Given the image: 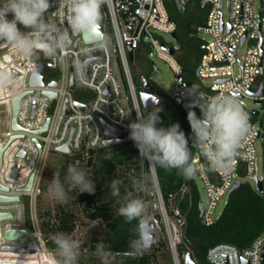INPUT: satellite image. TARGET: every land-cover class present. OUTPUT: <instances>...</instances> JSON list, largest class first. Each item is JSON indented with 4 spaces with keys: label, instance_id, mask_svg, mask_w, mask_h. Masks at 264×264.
Listing matches in <instances>:
<instances>
[{
    "label": "built area",
    "instance_id": "built-area-1",
    "mask_svg": "<svg viewBox=\"0 0 264 264\" xmlns=\"http://www.w3.org/2000/svg\"><path fill=\"white\" fill-rule=\"evenodd\" d=\"M50 3L52 6L45 21L50 27L63 31L67 23L57 10L58 0H50ZM188 3L189 0H106L101 6L103 38L85 42L83 34L69 32L68 45L57 48L48 63L35 59L42 51L24 57L0 41V67L14 72V83L0 87V107L8 105L4 114L0 108V124L4 121L8 125L4 132L0 128V148L5 147L0 183L7 188H0V195L21 196L20 201L0 200V213L13 214L0 220V253L33 254L45 249L37 200L45 161L51 152L68 144L72 152L66 154L80 156L75 164L85 163L91 150L103 146L105 139L115 137L106 131V125L117 129L119 137L124 138L130 134L129 124L138 119V114L143 116L140 91L135 85L130 63L137 54L146 56L150 48H155L157 55L169 63L176 75L183 73L182 65L169 51L174 47L161 41L157 35L160 32L175 33L177 24L171 18L169 8L185 12ZM199 4L207 10V16L204 23L196 26L204 41L198 75L201 81L205 78L211 81L204 89L182 79L172 98L187 110V105L196 98L192 91L207 96H234L248 113L251 125V135L241 144L227 173L207 170V162L198 149L193 155L191 163L203 180L206 195V201H201V221L208 226L220 217L228 200L227 194L238 181L236 176L242 166L255 182H261L264 195V0H229L226 16L221 10L224 0H199ZM8 18L11 19V15ZM129 48L133 51L132 60ZM40 64L43 66L44 84H32L31 78ZM47 67L58 69V76L54 77L51 71L46 70ZM140 87L142 89V85ZM260 90L261 94L258 93ZM49 93L55 95L50 96ZM78 95L85 96L79 98ZM18 96L21 99L16 115L18 128L15 129L12 127V100ZM245 97L253 98L261 108H249ZM48 120V127L42 130ZM12 136L16 137L10 141ZM37 141L42 146L41 152ZM258 144L263 148L260 175ZM149 166L161 215L160 218L154 215L149 219L156 232L162 229V224L168 235L171 232V248L180 263L176 248L186 225V212L178 206L175 193L169 194V206L166 205L153 163ZM35 169L32 186L25 190ZM188 191L189 186L183 184L181 196ZM24 227L30 229L29 234L14 240L5 238L6 230ZM34 240L41 250L23 253L2 249L5 245L27 247ZM206 257L210 264H264V232L244 249L228 242L214 244L208 248Z\"/></svg>",
    "mask_w": 264,
    "mask_h": 264
},
{
    "label": "trees",
    "instance_id": "trees-1",
    "mask_svg": "<svg viewBox=\"0 0 264 264\" xmlns=\"http://www.w3.org/2000/svg\"><path fill=\"white\" fill-rule=\"evenodd\" d=\"M198 3L199 0H195V3L188 5L185 12L169 8L170 16L177 24L175 37L189 48L190 61L194 58H198L200 61L204 52V42L194 36L195 26L204 23L207 16V11L206 14L198 11ZM198 67L199 64H196V71ZM152 92L161 97V102L157 106L146 108L143 117L146 118L148 112L159 108L160 121L157 123V127L166 128L178 123L189 141L192 160L196 148L192 146L193 134L187 119L188 112L173 98L167 96L161 88L155 87ZM96 154L102 157L100 165L102 172L91 175L87 172L88 168L92 166L93 157ZM77 158L80 156L67 154L60 165L44 167L42 173L41 192L38 197L43 190L47 189L49 178L53 180L56 172L60 182L64 184L66 193L72 198L70 205L60 202L56 207L48 206L43 211H40L37 206L40 229L47 249L54 253L56 246L50 237L57 233H64L72 238L76 227L79 223H83L82 214L86 220L101 219L104 222V236L93 237L88 244L91 253H96V245L102 242L105 250L111 253L110 256L116 257L115 264L157 263L156 255L151 251L152 249L148 251L144 248L142 254L135 257L128 254L129 241L135 238L136 230L138 227L140 228V223L144 219L141 217L129 223L124 217L118 215L119 208L125 205L128 200L149 201L148 191L154 188L155 182L148 160L140 156L134 141L127 140L112 145H103L96 150H91L85 163L81 161L79 164H75ZM69 164L76 165L85 172L86 178L95 185L93 194L80 192L78 188H69L65 179ZM153 165L166 205L169 206V194L175 193L178 206L183 212H186V225L181 240L177 244L179 255L191 251L198 264H210L206 253L208 248L214 244L228 242L244 249L252 243L257 235L264 232V195L256 192L250 185L241 182L231 192L217 221L207 226L199 218L200 197L193 177L185 179L178 174L177 169L165 170L158 164L153 163ZM112 180L122 181L119 185V196L112 195L110 188ZM183 184L189 186V191L181 196L180 189ZM53 208L55 209L54 213L52 212ZM155 216L160 218V212H156ZM163 243L159 241L153 249Z\"/></svg>",
    "mask_w": 264,
    "mask_h": 264
},
{
    "label": "clouds",
    "instance_id": "clouds-1",
    "mask_svg": "<svg viewBox=\"0 0 264 264\" xmlns=\"http://www.w3.org/2000/svg\"><path fill=\"white\" fill-rule=\"evenodd\" d=\"M104 3L106 0H58L57 10L61 19L67 23V28L61 31L50 27L45 21L46 13L52 6L50 0H0V41L24 57L36 51H42L48 56L54 55L57 48L68 45L69 32L83 34L95 29L101 19V6ZM18 25L29 31L22 32ZM13 83L14 72L0 67V87ZM192 93L196 98L187 105L190 109L187 119L193 134L192 146L206 160L207 170L227 173L233 166L241 144L251 135L248 113L234 96H207L196 91ZM196 107H199L201 116L191 110ZM159 111L157 108L148 112L146 118L138 114V119L129 124L130 139L134 141L140 156L147 159L150 165L155 163L165 170L177 169L178 174L185 179L191 178L195 168L191 163L189 141L178 123L166 128L157 127ZM65 179L70 189L78 188L80 192L89 194L95 192V185L76 165L69 164ZM121 183L120 180L111 181L113 196H119ZM48 191L57 201H65V189L56 172ZM143 212V202L131 199L119 208L118 215L130 223L141 218ZM50 239L56 247L48 264H77L80 256L77 241L64 233H57ZM145 247L144 233L138 227L135 238L129 241L128 254L133 257L140 255ZM96 254L102 264H110L111 253L105 250L102 242L96 245Z\"/></svg>",
    "mask_w": 264,
    "mask_h": 264
},
{
    "label": "rangeland",
    "instance_id": "rangeland-1",
    "mask_svg": "<svg viewBox=\"0 0 264 264\" xmlns=\"http://www.w3.org/2000/svg\"><path fill=\"white\" fill-rule=\"evenodd\" d=\"M228 2L229 0H224V5L221 8L225 16L228 13V7H227ZM193 3H195V0H189L188 5H191ZM198 6H199L198 11L206 14L207 10L201 8L199 3ZM20 28L25 29L23 26H20ZM194 34H195L194 36H197L199 39L203 41L202 35L198 34L196 31V26H195ZM157 37L161 41L165 42L167 45H171L175 48V52H174L175 58L183 67V72H184L183 79L187 81L189 84H195L205 89V85H208L211 79L205 78L203 81L199 79L195 69L196 64L197 65L199 64V60L198 58H194L191 61L189 60L190 51L189 48H187V45L186 46L183 45L182 42L176 37H174L171 33L160 32L158 33ZM150 52L152 54H150ZM35 59L43 63H48L52 60V58L48 55H45L44 52H42L38 56H35ZM130 63L133 72V79L139 91L141 90L140 87L141 78L144 76L155 87L161 88L166 93L167 96L172 98L173 94L176 93L178 89V81L176 80V74L170 67L169 63L157 55V51L155 48H150L149 53L146 56H141L140 54H137L135 60L131 61ZM153 63L156 66V68L154 67ZM46 70L51 71L54 77L58 76L59 74L58 69L47 67ZM82 96L85 95H78L77 97L81 98ZM244 100L249 108H255V109L261 108V105L256 104L253 98L251 97H245ZM0 108L3 110L1 114H4L7 111L8 105L7 104L2 105ZM145 109L146 108L142 106V114ZM191 110L196 111L197 116H201L199 107H196ZM0 128L1 131L4 132L8 128V125L6 124V122L2 121V123L0 124ZM129 141H133V140H129ZM257 150L259 154L258 167H259V175H260L262 172V163H263L262 162L263 148L260 144L257 145ZM66 157H67L66 153L60 151H53L48 155L45 161V167L60 165L65 160ZM101 158L102 157H100L98 154L94 155L93 157L94 161L92 166L88 168V172H87L88 174L91 175L101 174L102 172V168L100 166L102 161ZM192 177L197 185L200 201L205 202L206 195H205V188L202 178L197 173H195ZM236 180L241 181L244 184L250 185L256 191L255 189L256 182L254 178L250 177L246 173L245 168L243 166L239 169L238 174L236 176ZM51 181L52 178H49V185L47 189L43 190L40 197H38L37 206L38 208H40V211H43L45 208H48V206L56 207V205L60 203V201H57L49 194L48 189L49 186L51 185ZM148 198L149 201H142L144 204V212L142 214V219L151 218L152 216L155 215L156 212H160L159 198L155 188H153L151 191H148ZM71 199L72 198L66 193V199L62 203L70 205L72 203ZM24 203L27 205L26 198H24ZM222 205H223V201L220 204V208L222 207ZM74 208L76 209V207ZM52 212L54 213L55 209ZM81 217L83 223H79V225L76 227L72 235V239L78 242L80 248V256L78 258L77 264H102L101 258L96 253H91L88 244L92 241L93 237L100 238L104 236V222L101 219L86 220L84 215L82 214ZM161 228L162 229L157 231L156 233H157L158 242L162 241L164 243L161 244L158 248L157 247H155V249L152 248L151 251L155 253L156 262H157L153 264H177V259L175 258V254L172 251L167 229L164 224L161 225ZM158 242L156 245H158ZM45 249L47 253H49L51 256L54 255V253L49 251L46 246ZM42 251L35 252L33 254H21L16 252L4 251L0 253V264L1 262H5V261L11 262L13 264H48V261L45 260L44 257L42 256ZM115 259H116L115 256H110L109 257L110 264H115ZM179 259H180V264H183V259H184L183 255H179Z\"/></svg>",
    "mask_w": 264,
    "mask_h": 264
},
{
    "label": "water",
    "instance_id": "water-1",
    "mask_svg": "<svg viewBox=\"0 0 264 264\" xmlns=\"http://www.w3.org/2000/svg\"><path fill=\"white\" fill-rule=\"evenodd\" d=\"M172 35L175 37V33H172ZM83 39L85 42H92V41H97L103 38V27H102V23H101V19L99 20V22L96 24L95 29L94 30H90V31H86L83 33ZM244 40V39H243ZM169 51L171 53H174V48H170ZM129 54H130V59H133V51L131 48H129ZM154 65V63H153ZM42 65H37L36 67V71L34 73V75L31 78V83L32 84H44L45 78L42 74ZM154 67L156 68V66L154 65ZM197 75H198V69H197ZM199 77V75H198ZM183 79V75L179 74L176 75V80L178 81V86L181 84V81ZM71 82H73V78L71 79ZM52 84H55V82H52ZM141 85H142V89L139 92V96H140V100H141V104L144 108H148V107H152V106H157L160 104L161 102V97L155 95L152 91L155 89L154 85L151 84V82L145 78L144 76L141 78ZM259 94L262 93V91L260 90L258 92ZM50 96H54V93H49ZM21 96H18L16 98H14L12 100V127L17 129L18 128V124H17V119H16V115L19 109V102H20ZM187 112L189 111V109L186 110ZM49 121L46 123V125L43 127L42 130L46 129L49 125ZM106 131L115 136L114 138H110V139H105L103 141V145L107 146V145H112V144H116V143H120L123 141H127V140H132L130 139V134L124 138H120L119 137V131L117 129H113L109 126L106 125ZM16 136H12L10 138V141H12ZM38 145H39V149L41 152L42 146L41 144L37 141ZM5 150V147H1L0 148V167L2 164V153ZM61 152L64 153H71L72 150L70 149L69 145L66 144L65 146H62L58 149ZM21 155H23V153H21ZM40 157V156H39ZM39 161V158H38ZM195 168V166H194ZM16 172H14L15 174ZM35 173H36V169L33 171V173L30 176V180L28 182V184L25 186V190H29L32 186V182L33 179L35 177ZM195 173V171H194ZM241 184V181H237L232 188L229 190L228 194H227V198H229L231 192L238 187ZM0 188L1 189H7L5 188L1 183H0ZM255 189L258 193L262 194V185L261 182L256 180V184H255ZM0 200L1 201H11V200H17L20 201L21 200V196H17V197H7V196H2L0 195ZM12 213H8V214H4V213H0V220L8 218V217H12ZM202 216H203V204L200 201L199 202V218L200 220H202ZM140 229L143 231L144 233V237H145V241H146V249L148 251H150L158 242V238H157V233L155 230V227L153 225V222L151 219L147 218L144 219L142 221V223H140ZM30 233V229L28 227H24L21 229H8L5 231V238L8 240H14L17 239L23 235L29 234ZM3 250H14V251H19V252H23V253H27L29 251H38L41 250V247L39 246L37 241H31L29 243V245L27 247H23V246H10V245H6L3 246L2 248ZM4 264H13L11 262H5ZM183 264H198L197 261L194 259L193 257V253L191 251H188L185 253L184 259H183ZM245 264H247V262H245Z\"/></svg>",
    "mask_w": 264,
    "mask_h": 264
},
{
    "label": "bare ground",
    "instance_id": "bare-ground-1",
    "mask_svg": "<svg viewBox=\"0 0 264 264\" xmlns=\"http://www.w3.org/2000/svg\"><path fill=\"white\" fill-rule=\"evenodd\" d=\"M169 235H170V239H171V232H169ZM175 237V236H174ZM175 242H176V237L174 238ZM7 252V251H6ZM11 252V251H10ZM42 256L44 257L45 260H49L50 257H52L49 253H47L46 249L43 248V251H42ZM177 264H180L178 261H177Z\"/></svg>",
    "mask_w": 264,
    "mask_h": 264
}]
</instances>
